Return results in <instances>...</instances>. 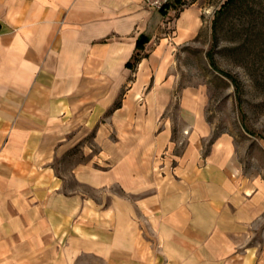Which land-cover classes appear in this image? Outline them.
Returning a JSON list of instances; mask_svg holds the SVG:
<instances>
[{
  "label": "crops",
  "instance_id": "crops-1",
  "mask_svg": "<svg viewBox=\"0 0 264 264\" xmlns=\"http://www.w3.org/2000/svg\"><path fill=\"white\" fill-rule=\"evenodd\" d=\"M161 15L144 0H0V264H258L241 231L258 185L233 141L202 152L213 125L188 88L174 139L160 116L175 74L146 72L148 55L126 65ZM94 127L121 152L73 168L69 188L53 161Z\"/></svg>",
  "mask_w": 264,
  "mask_h": 264
},
{
  "label": "rangeland",
  "instance_id": "rangeland-1",
  "mask_svg": "<svg viewBox=\"0 0 264 264\" xmlns=\"http://www.w3.org/2000/svg\"><path fill=\"white\" fill-rule=\"evenodd\" d=\"M223 1L188 0L184 6L168 9L166 14L162 13L156 30L151 32L152 40L140 53H147L151 59L150 65L145 67L146 72H150L151 67L157 72L163 70L169 76H176L171 101L160 116L170 119L174 139L180 140V134L184 132L187 118L182 114L180 97L188 88L184 93L204 109L207 120L213 125L211 133L203 138L202 152L209 153L212 144L221 136H228L233 141L234 161L244 181L250 186L258 185L254 218L249 224H243L241 230L243 234H250L244 244L255 246L258 264H264V39L253 34L247 50L232 51L226 46L235 44L236 33L228 31L226 24L220 28L215 58L220 69L240 78L242 89L239 96L231 79L216 69L207 56L213 43L215 11ZM136 69H131V73ZM122 97L121 93L116 100ZM96 133L94 127L53 161L57 171L66 176L65 185L69 188L77 184L71 174L73 168L90 163L93 168L105 170L112 163L105 159L107 147L111 152H121L116 141L113 146L97 142ZM178 142L173 148L176 154L181 153L184 146Z\"/></svg>",
  "mask_w": 264,
  "mask_h": 264
},
{
  "label": "trees",
  "instance_id": "trees-1",
  "mask_svg": "<svg viewBox=\"0 0 264 264\" xmlns=\"http://www.w3.org/2000/svg\"><path fill=\"white\" fill-rule=\"evenodd\" d=\"M188 0H170L160 7V11L166 14L168 9H177L184 6ZM227 25L226 29L236 33V42L233 45L226 46L232 51L244 52L247 50V43L253 34H258V37L264 39V0H224L218 9L215 11L213 18V43L212 47L207 51V56L210 63L219 69L222 73L228 76L234 84L236 93L240 96L242 83L240 78L234 73L220 69L216 58L215 51L220 40V28L222 25ZM150 40L149 36L141 33L136 39V50L127 60L126 65L131 69L136 68L141 59L147 56V53L142 54L140 50L144 49L146 43ZM121 99L116 100L113 107H119ZM112 110V109H111Z\"/></svg>",
  "mask_w": 264,
  "mask_h": 264
},
{
  "label": "built area",
  "instance_id": "built-area-1",
  "mask_svg": "<svg viewBox=\"0 0 264 264\" xmlns=\"http://www.w3.org/2000/svg\"><path fill=\"white\" fill-rule=\"evenodd\" d=\"M170 0H144V3L151 8H158Z\"/></svg>",
  "mask_w": 264,
  "mask_h": 264
}]
</instances>
